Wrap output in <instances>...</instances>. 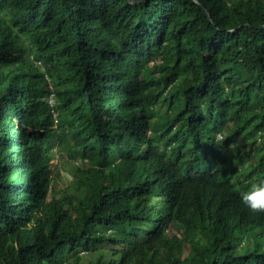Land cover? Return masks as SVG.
I'll use <instances>...</instances> for the list:
<instances>
[{
	"label": "trees",
	"instance_id": "trees-1",
	"mask_svg": "<svg viewBox=\"0 0 264 264\" xmlns=\"http://www.w3.org/2000/svg\"><path fill=\"white\" fill-rule=\"evenodd\" d=\"M133 1L0 0V264H264V0Z\"/></svg>",
	"mask_w": 264,
	"mask_h": 264
},
{
	"label": "clouds",
	"instance_id": "clouds-1",
	"mask_svg": "<svg viewBox=\"0 0 264 264\" xmlns=\"http://www.w3.org/2000/svg\"><path fill=\"white\" fill-rule=\"evenodd\" d=\"M240 179L237 176L232 177V184H238L242 181ZM240 199L251 211L264 213V183L253 184L249 190L242 191Z\"/></svg>",
	"mask_w": 264,
	"mask_h": 264
},
{
	"label": "rangeland",
	"instance_id": "rangeland-1",
	"mask_svg": "<svg viewBox=\"0 0 264 264\" xmlns=\"http://www.w3.org/2000/svg\"><path fill=\"white\" fill-rule=\"evenodd\" d=\"M240 139H243V136H239ZM231 154V153H229ZM51 165L54 167H57L59 173H60V180L59 183H61L63 186L68 185L72 178H71V171L74 168V163L69 161L67 157L64 155L63 159L61 158V154L56 153L51 161Z\"/></svg>",
	"mask_w": 264,
	"mask_h": 264
},
{
	"label": "water",
	"instance_id": "water-1",
	"mask_svg": "<svg viewBox=\"0 0 264 264\" xmlns=\"http://www.w3.org/2000/svg\"><path fill=\"white\" fill-rule=\"evenodd\" d=\"M128 2H129V3H135V1H133V0H128Z\"/></svg>",
	"mask_w": 264,
	"mask_h": 264
}]
</instances>
